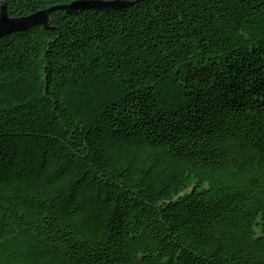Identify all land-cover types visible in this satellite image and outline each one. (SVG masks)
I'll return each instance as SVG.
<instances>
[{"label":"trees","instance_id":"trees-1","mask_svg":"<svg viewBox=\"0 0 264 264\" xmlns=\"http://www.w3.org/2000/svg\"><path fill=\"white\" fill-rule=\"evenodd\" d=\"M101 1L0 38V264H264V0Z\"/></svg>","mask_w":264,"mask_h":264},{"label":"water","instance_id":"water-1","mask_svg":"<svg viewBox=\"0 0 264 264\" xmlns=\"http://www.w3.org/2000/svg\"><path fill=\"white\" fill-rule=\"evenodd\" d=\"M123 2H108L101 0H79L71 2L68 5L54 6L45 10L37 11L25 17H9L5 11L4 4L0 6V38L13 32L24 31L36 25L47 26L49 13L54 10H66L67 12H75L82 9H109L125 6Z\"/></svg>","mask_w":264,"mask_h":264}]
</instances>
